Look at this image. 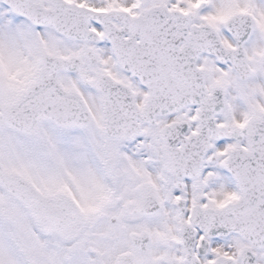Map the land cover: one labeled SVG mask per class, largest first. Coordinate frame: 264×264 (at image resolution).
<instances>
[{"label":"snow or ice","instance_id":"1","mask_svg":"<svg viewBox=\"0 0 264 264\" xmlns=\"http://www.w3.org/2000/svg\"><path fill=\"white\" fill-rule=\"evenodd\" d=\"M0 264H264V0H0Z\"/></svg>","mask_w":264,"mask_h":264}]
</instances>
